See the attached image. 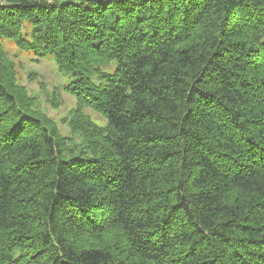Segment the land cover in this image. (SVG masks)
I'll return each instance as SVG.
<instances>
[{"label": "trees", "instance_id": "16d2710c", "mask_svg": "<svg viewBox=\"0 0 264 264\" xmlns=\"http://www.w3.org/2000/svg\"><path fill=\"white\" fill-rule=\"evenodd\" d=\"M1 40L78 107L0 43V264H264V0H0Z\"/></svg>", "mask_w": 264, "mask_h": 264}, {"label": "rangeland", "instance_id": "374dc122", "mask_svg": "<svg viewBox=\"0 0 264 264\" xmlns=\"http://www.w3.org/2000/svg\"><path fill=\"white\" fill-rule=\"evenodd\" d=\"M0 43L14 62L16 83L32 101V108L44 114L62 136H69L78 106L75 97L64 89L68 76L58 70L51 58L36 60L20 52L10 41ZM80 112L95 125L105 127L106 120L99 113L88 108H80Z\"/></svg>", "mask_w": 264, "mask_h": 264}]
</instances>
